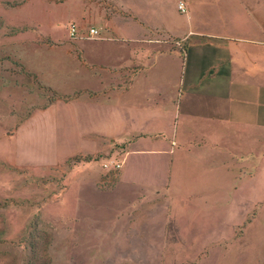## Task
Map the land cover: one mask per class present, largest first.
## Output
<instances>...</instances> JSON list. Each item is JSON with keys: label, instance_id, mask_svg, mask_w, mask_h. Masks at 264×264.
Listing matches in <instances>:
<instances>
[{"label": "rangeland", "instance_id": "374dc122", "mask_svg": "<svg viewBox=\"0 0 264 264\" xmlns=\"http://www.w3.org/2000/svg\"><path fill=\"white\" fill-rule=\"evenodd\" d=\"M80 2L0 0V264H264V164H239L253 177L231 208L190 196L181 213L114 190L120 171L102 163L123 144L82 131V92L54 86L78 81L68 28H81Z\"/></svg>", "mask_w": 264, "mask_h": 264}, {"label": "crops", "instance_id": "0c3cea01", "mask_svg": "<svg viewBox=\"0 0 264 264\" xmlns=\"http://www.w3.org/2000/svg\"><path fill=\"white\" fill-rule=\"evenodd\" d=\"M82 4L80 29L101 37L70 44L78 81L54 86L82 92L71 101L90 118L73 114L82 131L123 144L114 190L172 198L181 213L190 196L231 208L253 177L239 164H264V0Z\"/></svg>", "mask_w": 264, "mask_h": 264}, {"label": "built area", "instance_id": "2783aa9c", "mask_svg": "<svg viewBox=\"0 0 264 264\" xmlns=\"http://www.w3.org/2000/svg\"><path fill=\"white\" fill-rule=\"evenodd\" d=\"M178 9L180 11H185L184 3L179 2L178 3ZM69 36L75 38V39H95L100 38L101 34L99 29L93 26H89L85 31L80 30L78 26L74 23H71L68 28ZM124 158L116 159V158H107L103 161L102 165L105 169H113V170H119L123 165Z\"/></svg>", "mask_w": 264, "mask_h": 264}]
</instances>
